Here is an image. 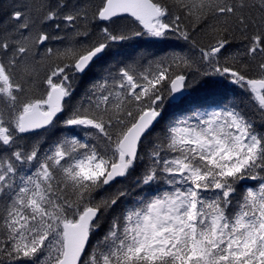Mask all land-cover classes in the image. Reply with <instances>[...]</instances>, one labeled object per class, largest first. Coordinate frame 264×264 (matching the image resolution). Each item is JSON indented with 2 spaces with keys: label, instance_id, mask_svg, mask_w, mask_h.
Segmentation results:
<instances>
[{
  "label": "snow or ice",
  "instance_id": "6c2138e0",
  "mask_svg": "<svg viewBox=\"0 0 264 264\" xmlns=\"http://www.w3.org/2000/svg\"><path fill=\"white\" fill-rule=\"evenodd\" d=\"M92 19L103 39L63 48L49 46L58 30L88 35L87 11L64 0L0 26V264H264V0H101ZM173 34L187 53L109 69L70 105L112 43ZM201 91L145 143L166 104ZM58 124L80 131L43 148ZM138 169L143 195L90 245L128 195L93 193Z\"/></svg>",
  "mask_w": 264,
  "mask_h": 264
},
{
  "label": "trees",
  "instance_id": "16d2710c",
  "mask_svg": "<svg viewBox=\"0 0 264 264\" xmlns=\"http://www.w3.org/2000/svg\"><path fill=\"white\" fill-rule=\"evenodd\" d=\"M48 2H54V0H48ZM68 5V10L73 7L77 9H83L88 13V21L86 24L79 25L80 31H87V36H74L71 29L58 30V34L64 37L63 42L60 40H53L49 44L50 47L63 48L70 44H90L93 42H98L103 39L102 28L107 26L104 23L92 19L93 13L96 7L101 3V0H64ZM45 3V0H0V26H7V21L11 13L19 8H24L25 11H32L37 9L41 4ZM129 30H132L133 25H127ZM191 27V25H189ZM50 31H54L50 29ZM193 38L197 44L203 45L208 42L209 36L206 33H193ZM242 40L237 36L231 47L230 52L236 51L242 46ZM189 45L183 40L177 39L176 35H170L165 40H154L144 37H135L130 40L123 42L112 43L110 48L106 50L103 58L95 61L90 71L84 75H80L76 78L74 82V92L71 98L70 105H75L85 98L86 93L92 87V85L99 81L102 77L107 75V71L111 69L113 73L117 67H123L124 64L134 63L138 59L143 58L144 61L158 60L161 57L167 56L172 52H184L187 53L189 50ZM147 64L145 63V67ZM42 90V89H41ZM221 92H226L229 96L232 95L231 89L220 90ZM204 92H197L193 96L189 97L184 104L181 105H165L163 119L155 127V131L149 140L145 143H149L154 140L157 136L162 135L163 129L167 125L170 119L176 115L182 114L183 110L186 109L190 104L195 102H203L205 97ZM79 129L69 130L63 127L62 124L56 125V127L48 129V131L43 133L41 146L47 148L58 138L65 135H72L79 132ZM33 142L32 137H27L21 143L27 147ZM140 169H138L129 178H124L118 180L111 187L106 189H100L93 193L95 199L100 200L101 198L114 196L118 190H124L128 195L121 198L117 205L113 206L112 209L102 218L100 227L92 235L90 245H94L108 230L111 219L114 216L120 214L122 208L131 201H133L138 194L143 195L139 192L135 185V179L139 175ZM245 185H250L247 181L243 182ZM241 188L238 186V192Z\"/></svg>",
  "mask_w": 264,
  "mask_h": 264
},
{
  "label": "water",
  "instance_id": "95a60500",
  "mask_svg": "<svg viewBox=\"0 0 264 264\" xmlns=\"http://www.w3.org/2000/svg\"><path fill=\"white\" fill-rule=\"evenodd\" d=\"M103 23V22H102ZM83 75V74H82ZM121 179H123V178H119L118 180H121ZM114 183H116V182H114ZM108 187V186H107ZM91 238V237H90ZM90 242V241H89Z\"/></svg>",
  "mask_w": 264,
  "mask_h": 264
}]
</instances>
